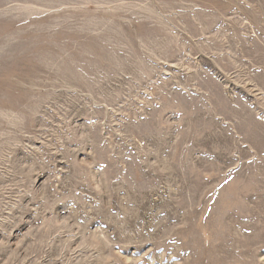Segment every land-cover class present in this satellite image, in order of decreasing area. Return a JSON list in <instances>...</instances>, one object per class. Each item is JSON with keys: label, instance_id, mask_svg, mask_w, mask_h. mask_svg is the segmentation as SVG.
<instances>
[{"label": "rangeland", "instance_id": "obj_1", "mask_svg": "<svg viewBox=\"0 0 264 264\" xmlns=\"http://www.w3.org/2000/svg\"><path fill=\"white\" fill-rule=\"evenodd\" d=\"M0 264H264V0H0Z\"/></svg>", "mask_w": 264, "mask_h": 264}]
</instances>
